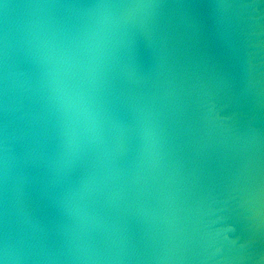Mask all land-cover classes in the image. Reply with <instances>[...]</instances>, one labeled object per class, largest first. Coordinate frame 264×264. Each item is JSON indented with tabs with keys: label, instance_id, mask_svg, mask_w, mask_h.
Returning a JSON list of instances; mask_svg holds the SVG:
<instances>
[{
	"label": "water",
	"instance_id": "95a60500",
	"mask_svg": "<svg viewBox=\"0 0 264 264\" xmlns=\"http://www.w3.org/2000/svg\"><path fill=\"white\" fill-rule=\"evenodd\" d=\"M0 264H264V0H0Z\"/></svg>",
	"mask_w": 264,
	"mask_h": 264
}]
</instances>
